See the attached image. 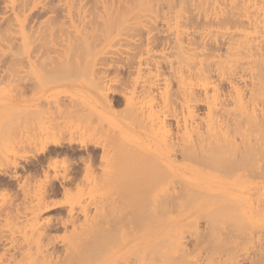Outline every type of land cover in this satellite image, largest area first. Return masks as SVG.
I'll use <instances>...</instances> for the list:
<instances>
[{
  "label": "bare ground",
  "instance_id": "1",
  "mask_svg": "<svg viewBox=\"0 0 264 264\" xmlns=\"http://www.w3.org/2000/svg\"><path fill=\"white\" fill-rule=\"evenodd\" d=\"M218 1L213 13H205L208 2L200 1L205 8L198 4L202 9L198 16L207 24L199 25L203 29L198 35L204 43L224 48L226 55L220 53L218 60L210 62L211 53L193 52L203 41L197 35L185 39L182 24L168 27L176 38L172 44L176 56L169 53L176 58L169 61L168 76L147 71L155 63L153 50L141 52L146 59L139 55L146 68L144 73L138 71L133 83L136 99L128 112L129 129L120 130L117 142L107 138L98 146L105 163L116 155L119 164L105 175L120 178L131 189L96 206L99 210L105 203L116 204L117 215L87 227L78 225V216L88 218L87 207L72 206L61 227L73 232L62 241V255L56 256L51 251L58 243L50 234L52 225L40 220L41 198L32 201L28 240L38 251L36 264H264V199L258 207L251 201L253 194L264 198V33L255 38L256 45L250 44L254 48L249 47L253 32L238 33L234 26L243 22L237 18V26L234 18L245 19L256 35L260 11L246 5L238 8L239 0ZM149 8L148 0H137L135 6L110 14L102 27L105 40L119 38L121 28L139 20L140 11ZM152 37L147 39L151 43ZM190 51L197 55L191 56ZM53 143L59 145L61 140ZM174 184L182 189H170ZM202 222L205 228L200 231ZM89 247L92 256L84 252Z\"/></svg>",
  "mask_w": 264,
  "mask_h": 264
},
{
  "label": "rangeland",
  "instance_id": "2",
  "mask_svg": "<svg viewBox=\"0 0 264 264\" xmlns=\"http://www.w3.org/2000/svg\"><path fill=\"white\" fill-rule=\"evenodd\" d=\"M136 1L0 0V264H36L38 251L28 239L33 227L30 206L39 198L43 203L40 220L52 225L50 234L58 242L54 249L49 248L56 256L62 255V241L73 232V228L61 227V221L67 218L72 206L87 207L88 218L78 216V225L87 227L105 221L102 217L108 219L117 215L116 204L112 207L105 203L107 206H99V210L96 206L131 189L120 178L110 179L105 175L111 166L115 169L117 165L118 169L119 164L116 155L105 163L103 150L98 146L107 138L112 143L117 142L120 130L129 129L128 112L136 99L133 83L138 71L144 73L146 68L141 65L139 55L148 48L153 50L155 63L147 67V71H162L168 76L172 71L169 61L176 58H173L176 51L172 48L175 32L168 27L182 24L185 39H195L197 35V39L203 41L198 34L202 31L199 29H203L199 25L203 26L205 20L198 16L202 10L198 9V4L205 8L208 2L205 13H213L215 3L219 4L218 0H202L205 3H200L201 0H148L150 8L140 11L139 20H130L128 27L121 28L122 35L116 40L111 41L114 37L105 40L102 27L110 14L131 8ZM239 1L238 8L246 5L260 11V33L256 35L245 19L234 18L236 25L237 18L243 22L238 24L241 27L234 26L238 33L253 32L254 43H249L252 47L250 44L256 45L261 38L259 35L264 33V0ZM220 3L223 8L226 6ZM138 21L141 23L136 24ZM152 23L154 29H161H158L160 38L174 33L171 40L158 38ZM151 37L152 43L151 39L147 40ZM197 39L195 41L199 42ZM197 44L200 48L196 45L193 52H203L206 56L211 53L210 62L227 53L215 42ZM197 53L189 52L193 57ZM189 54L185 56L193 58ZM143 57L146 59L147 55ZM109 88L112 89L109 91ZM173 89L175 91L176 86ZM222 90L228 92L227 88ZM203 109L201 114L205 112ZM58 138L61 144L54 145ZM174 186L170 189H182L179 184ZM260 199L264 198L253 194L251 201L255 207L262 206ZM204 224L201 223L200 231L204 230ZM90 250L85 248L84 252L92 256Z\"/></svg>",
  "mask_w": 264,
  "mask_h": 264
}]
</instances>
